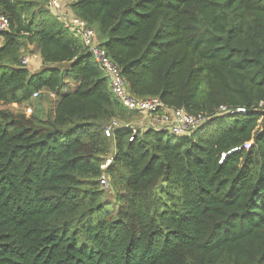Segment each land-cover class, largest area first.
Returning a JSON list of instances; mask_svg holds the SVG:
<instances>
[{"label":"trees","instance_id":"1","mask_svg":"<svg viewBox=\"0 0 264 264\" xmlns=\"http://www.w3.org/2000/svg\"><path fill=\"white\" fill-rule=\"evenodd\" d=\"M67 2L131 93L212 117L190 136L124 124L103 170L105 124L134 114L47 2L0 0V264H264V0ZM43 96L51 118L1 108Z\"/></svg>","mask_w":264,"mask_h":264},{"label":"built area","instance_id":"2","mask_svg":"<svg viewBox=\"0 0 264 264\" xmlns=\"http://www.w3.org/2000/svg\"><path fill=\"white\" fill-rule=\"evenodd\" d=\"M47 8L52 15L60 21L69 32L79 39L90 52L101 71L109 81V87L113 96L119 103L134 115H142L146 118V123L142 127H131L133 135L139 134V128L145 130H164L175 136H190L195 133L202 125H204L212 116L204 113L191 114L184 108H171L167 106L159 97L140 98L131 93L125 78L122 76L120 68L108 56L106 49L102 46L98 33L87 21L77 17L71 8L68 7L67 0H46ZM10 30V19L0 14V34ZM40 59L36 53L24 56L21 59V65L28 67L34 61ZM39 93H35L34 97H38ZM51 97H55L54 93H49ZM29 114L32 109H28ZM247 113L246 109L233 110L227 106H220L217 115L221 114ZM124 123L118 119H113L104 129L106 137H113L116 130L123 128ZM252 142L247 143L244 147L249 150ZM238 148L234 150L237 151ZM230 152L229 154H231ZM225 159L222 156L221 162ZM109 162L102 166L106 170ZM102 186H107L109 180L106 172H103L100 179Z\"/></svg>","mask_w":264,"mask_h":264},{"label":"rangeland","instance_id":"3","mask_svg":"<svg viewBox=\"0 0 264 264\" xmlns=\"http://www.w3.org/2000/svg\"><path fill=\"white\" fill-rule=\"evenodd\" d=\"M30 1H35L36 3L40 4V8L44 7L46 8V2L45 0H30ZM36 9H39V7L36 5ZM0 44H2V39L0 38ZM33 49V48H31ZM34 51V50H33ZM32 53H36L35 51ZM30 50L25 52V55H29L30 54ZM37 54V53H36ZM29 70L32 73H39L40 71H43L44 69L47 68V66L42 64V60L38 59L36 61H34L32 64H30L28 66ZM64 90H62L60 93L62 94ZM2 109L4 110H9L11 112H13L15 115H22L25 116L26 118H31L32 113L34 114L36 109H40V112L38 111L37 114L43 116L44 118H51L53 116L54 113V103H53V99L52 98H47V97H42L41 99H34L33 104L29 105L27 103L18 105V104H13V105H2L1 106ZM31 108L32 109V113L29 114L28 109ZM120 120V119H118ZM125 125H129L131 127H141V124L146 123V118L145 116L142 115H134V117H127L126 119H122L121 120ZM111 122V121H110ZM107 123L104 126V129L107 125L110 124ZM140 131H143V129L139 128ZM108 147H109V151L107 154H105V158H104V164L109 162V165L111 164V162L113 161V156L115 153V141L113 138H110L108 140ZM107 178L109 180V183L107 186H102V184L99 183L97 184V187L102 191L103 193V200L113 203L115 202L116 199V191L114 188V184H113V180L111 177H109V175L106 173Z\"/></svg>","mask_w":264,"mask_h":264},{"label":"crops","instance_id":"4","mask_svg":"<svg viewBox=\"0 0 264 264\" xmlns=\"http://www.w3.org/2000/svg\"><path fill=\"white\" fill-rule=\"evenodd\" d=\"M143 124H141V126H142Z\"/></svg>","mask_w":264,"mask_h":264}]
</instances>
